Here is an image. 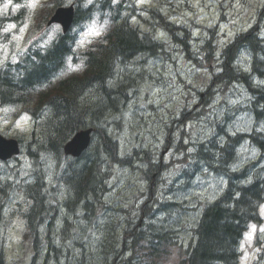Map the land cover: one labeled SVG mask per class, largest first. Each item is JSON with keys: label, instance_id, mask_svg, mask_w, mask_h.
<instances>
[{"label": "trees", "instance_id": "obj_1", "mask_svg": "<svg viewBox=\"0 0 264 264\" xmlns=\"http://www.w3.org/2000/svg\"><path fill=\"white\" fill-rule=\"evenodd\" d=\"M24 1L11 0L16 4ZM72 2L75 15L67 34L56 35L43 47L33 44L19 61L0 66V106L32 118L33 127L23 140L26 153L34 164L42 156L55 160L53 182L63 192L47 180L45 172L33 171L30 182L12 186L6 171H0V225L9 197L18 187L23 197L19 214L34 251L31 264L44 251L46 258L52 255L54 264H97L91 262L80 240L76 243L77 255L66 254L56 244L67 240L71 230L80 226L79 221H69L70 216L83 214L78 219L88 227L98 222V216L107 207L104 196L112 166L137 168L151 184L135 216L122 210L128 215L122 234L113 235L111 226L103 231L98 262L134 264L136 259L141 262L138 252L150 264L163 261L176 241L167 221L157 218L183 209L180 202L159 197L156 183L168 164L152 159L150 151L134 149L130 155L120 156L113 133L121 122L109 120L125 110L130 94L144 80L146 65L151 60L169 57L167 49L172 45L199 68L214 64L213 78L198 93L197 104L191 109L184 108L176 114L178 118L171 120L177 130L165 125L168 132L163 143L166 148L171 145L180 168L197 171L204 166L221 175L226 183L214 201L202 205L189 247L179 264H240L241 238L249 224L260 222L258 210L264 202V131L259 130L264 125V42L259 39L258 30L253 27L225 46L216 43L211 31L205 45H198L200 54L195 58L187 28L172 21L156 6L139 7L135 0H43L32 12L33 28H41L55 8ZM24 12L25 9L19 11L13 21L21 24L18 19L23 18ZM93 22L101 34L93 37L86 47L77 40L75 43L74 38L83 33L85 25ZM243 49L253 58L248 72L235 65ZM235 84L243 86L249 95L242 111L254 117V127L241 134L227 132L223 118L205 119L215 114L210 111L214 96ZM240 108L234 107L232 111ZM226 117L228 120L229 114ZM202 121L211 124L212 135L201 143L186 144L190 137L184 138V127ZM87 128L93 129L89 147L78 159L65 165L64 144L74 133ZM246 143L256 148L260 157L256 162L240 165L237 150ZM184 171L188 172V168ZM192 174L186 176L190 178ZM16 211L13 208L12 212ZM64 214L68 218L56 227L48 225L55 217L60 222ZM123 252L129 257L123 259ZM259 258L264 264V240ZM0 264H6L1 242Z\"/></svg>", "mask_w": 264, "mask_h": 264}, {"label": "rangeland", "instance_id": "obj_2", "mask_svg": "<svg viewBox=\"0 0 264 264\" xmlns=\"http://www.w3.org/2000/svg\"><path fill=\"white\" fill-rule=\"evenodd\" d=\"M43 0H38L35 8H28L26 5L29 0H25L23 7H15L17 4L11 3L9 8L4 11L0 3V66L4 63H15L21 59L27 50H30L31 30L34 26L32 12L41 5ZM139 7L144 5L156 6L160 11L166 13L173 21L178 24L186 25L191 32V49H194V57L200 54L198 44L195 39L202 30L200 27L216 28L220 42L232 39L239 31L246 29L251 25L257 14L262 11L264 15V0H135ZM220 5L225 9L222 13ZM15 9V10H13ZM23 18L20 22H13L12 16L19 10H24ZM29 14H28V13ZM17 23V25H16ZM220 23V24H218ZM9 25H15V28H9ZM93 23L86 24L83 33L79 38V45L84 46L92 37L97 35L87 34L89 27ZM196 25L198 27H196ZM99 31L98 27L95 25ZM32 28V29H31ZM56 28V27H53ZM5 29H8L5 31ZM23 29V31H21ZM55 29L51 30L46 36L51 39ZM261 35L264 38V17L261 29ZM218 41V38H216ZM83 41V44H81ZM172 45H169V57L151 60L143 74L144 80L141 82L136 92L130 94V100L122 114L117 115L109 121H120L121 126L113 136L118 143L121 156L130 155L134 149L140 151H150L152 159H159L162 164L168 163V168L159 177L156 183L159 197L163 201L180 202L183 209L179 212H170L159 216L157 219L166 220L165 222L172 231L171 235L175 238L176 246L172 247L160 264H179L184 257V251L188 248L192 235L191 229L194 228L197 218L201 214L202 205L211 202L225 188V180L222 176L210 172L206 167L200 168L192 174L188 168H180L176 162V156L173 155L171 146L165 147L164 141L167 130L165 125L174 128V122L171 120L176 114L183 111L184 108L191 109L197 104L199 92L204 91L207 85V79L202 76L207 70L195 69ZM246 66V63L244 64ZM205 76V74H203ZM206 77V76H205ZM249 100L246 89L239 85H233L228 90L219 92L215 95V101L210 106V111L215 114L208 117V121H218L226 114L231 113L232 119L225 124L226 130L231 133H246L254 127V117L247 112L240 110L233 112L236 106L245 107ZM210 124V123H209ZM206 121L189 123L184 127V138L190 137L186 144H196L203 142L212 135V126ZM31 129L30 121L26 116L14 119L12 111L0 108V133L14 137L21 133H26ZM259 130L264 131V125L259 126ZM173 134V133H172ZM177 133H174V137ZM239 164L244 165L258 161L260 154L258 150L249 143L243 144L238 150ZM162 159V160H161ZM55 161V160H54ZM51 157H40L38 164L32 163L26 153L18 157L8 165H0V171H6L7 178L13 183L30 182L33 171L45 172L49 181L53 171H55V162ZM192 174L190 178L185 175ZM16 180V181H15ZM150 182L144 178L141 169L123 168L114 165L109 169L107 181V193L104 196L106 209L103 216L97 218L98 223L93 227L87 226L83 221L81 227L69 233V238L65 241L59 240L56 245L66 254L78 253L79 240L84 243L87 249V255L91 262L99 264L100 250L98 244L102 239L103 232L111 226L113 235L116 232L122 234L127 221V215L120 209L132 211L131 216L136 215L137 207L144 200V195L150 186ZM55 186V184H53ZM63 192V189H59ZM23 206V197L18 189L14 188L11 193L7 206L4 227L1 229L3 239L4 259L7 264H31L34 252L31 247V241L25 237L23 222L18 218L17 213L11 215L13 208L19 213ZM264 203L260 207L262 222L260 225H251L249 230L241 239L239 252L241 251L240 264H258L259 246L255 244L257 235L264 237ZM79 214L70 216L78 219ZM255 230L253 231V227ZM72 234V237H71ZM78 247V248H77ZM80 250V249H79ZM69 251V252H68ZM54 252V251H53ZM86 254V253H85ZM45 251L42 252L33 264H54L51 256L45 257ZM141 262L134 264H150L143 260L141 252L137 254ZM123 252V259L128 258ZM75 260H72V262Z\"/></svg>", "mask_w": 264, "mask_h": 264}, {"label": "water", "instance_id": "obj_3", "mask_svg": "<svg viewBox=\"0 0 264 264\" xmlns=\"http://www.w3.org/2000/svg\"><path fill=\"white\" fill-rule=\"evenodd\" d=\"M73 19V7L58 8L54 15L50 18L47 25L58 23L65 31L71 24ZM92 129L77 132L72 139L64 146V153L78 157L87 147L90 140ZM19 152L18 143L13 139H5L0 136V160L5 161Z\"/></svg>", "mask_w": 264, "mask_h": 264}, {"label": "snow or ice", "instance_id": "obj_4", "mask_svg": "<svg viewBox=\"0 0 264 264\" xmlns=\"http://www.w3.org/2000/svg\"><path fill=\"white\" fill-rule=\"evenodd\" d=\"M38 0H29L28 4L26 5L28 8H35L36 4H37ZM11 4V0H7L6 3H4L3 5V10L6 11L9 6ZM21 5H16L15 7H20ZM15 10V9H13ZM9 28H15V25H9ZM8 29H5V31H7ZM21 31H23V29H21ZM87 34H95V35H100V31H98L95 27V22H93V25H91L89 27L88 33ZM81 44H83V41H81ZM262 211H264V209H262ZM253 227V231L255 230V226ZM261 231H264V229H261Z\"/></svg>", "mask_w": 264, "mask_h": 264}, {"label": "bare ground", "instance_id": "obj_5", "mask_svg": "<svg viewBox=\"0 0 264 264\" xmlns=\"http://www.w3.org/2000/svg\"><path fill=\"white\" fill-rule=\"evenodd\" d=\"M106 28V27H105ZM212 34V33H211ZM205 45V44H204ZM187 52V51H186ZM196 53V52H195ZM191 58V57H190ZM198 65V64H197ZM178 204V203H177ZM180 204V203H179ZM174 207H176V206H174ZM111 236V235H110Z\"/></svg>", "mask_w": 264, "mask_h": 264}]
</instances>
